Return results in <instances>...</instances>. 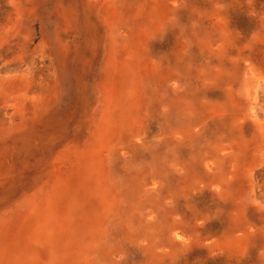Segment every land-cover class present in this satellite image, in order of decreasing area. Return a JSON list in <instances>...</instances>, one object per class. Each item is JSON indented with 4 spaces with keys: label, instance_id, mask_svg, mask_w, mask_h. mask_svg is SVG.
<instances>
[{
    "label": "rangeland",
    "instance_id": "rangeland-1",
    "mask_svg": "<svg viewBox=\"0 0 264 264\" xmlns=\"http://www.w3.org/2000/svg\"><path fill=\"white\" fill-rule=\"evenodd\" d=\"M134 45L138 62L129 67ZM114 65L128 72L104 160L103 228L65 250L39 243L43 226L35 227L18 263L47 247V264H264V232L243 254L217 246L232 233L248 166L264 187V138L235 118L264 109V0H0V150L21 147L0 212L42 184L67 144L88 139ZM9 83L18 93L4 89ZM248 87L257 102L243 99ZM23 92L49 97L42 116L50 121L33 135L18 114ZM261 211L248 207L235 232L245 221L258 229Z\"/></svg>",
    "mask_w": 264,
    "mask_h": 264
},
{
    "label": "bare ground",
    "instance_id": "bare-ground-1",
    "mask_svg": "<svg viewBox=\"0 0 264 264\" xmlns=\"http://www.w3.org/2000/svg\"><path fill=\"white\" fill-rule=\"evenodd\" d=\"M93 2L94 0H88L89 6ZM146 36L144 30H142L139 33L137 41L143 42ZM132 51L134 52L130 51L129 54L132 60L126 63L127 66L138 62V46H132ZM127 72L126 66L124 68L121 65L113 66V72L110 74L112 76L115 74V77H113V81L105 89L104 97L101 101L102 116L95 122L94 129L88 139H83L82 144H77L76 142L67 144L47 164V171L45 170V179L42 184L37 189H33L31 194L0 212V264H27L23 262L18 263L17 257H27L29 255L24 250H27L28 241L31 236L30 233L35 227L43 226L41 228L42 231L39 233L41 236L40 240V236H38L39 243L46 242L50 249L58 248L65 250H70V246L76 245L77 238L86 237V235L91 233H93L91 234L92 236H96L99 230L103 228L107 211L100 209H106L110 192V189H107L102 180L105 177L104 160L106 154L110 151L115 131L120 126V124L117 126L114 123L112 111L123 99L121 89L119 88V85L122 84V78L120 77H123ZM141 72L144 75L150 73L147 69L141 70ZM254 85L252 83L250 86L253 87ZM259 85L257 88L261 87ZM257 88L255 91H250L251 89L248 87L245 90L247 97L243 99H246L248 102L252 100L251 103L253 101L257 102L258 98L260 99V93ZM4 89L13 92L15 84L9 83ZM13 93H18V90ZM21 98L24 108L20 109L22 111L18 112V114L28 120L29 133L33 135L35 132L45 128L50 121L49 116H42L45 110L49 108V97L38 99L37 97H26L23 92ZM258 108L260 107L257 106L251 109L249 107L248 109L239 110L235 118H237V127L239 128L242 126L243 121H252L256 134H258L259 138H264V119H259L261 116H264V109ZM40 116L42 118H38ZM128 117L129 114H124L123 118L128 119ZM123 123L121 121V125ZM6 129L8 130V128ZM182 134H180V137L184 136ZM17 150L21 151L20 144L14 142L5 143L0 150V194L4 193L6 183L16 173L20 162V159L16 160ZM248 168L249 182L240 191L238 200L236 199L237 202H235L237 213L232 216V233L227 235L228 237H226L225 241L217 244L218 248H221L230 243L232 245L233 256L247 251L249 242L251 243L255 236L259 235L256 232H264V220L260 227H255L258 228L255 230L249 226L250 222L245 221L248 225L237 232L238 234L235 232L242 228L241 222L245 219L244 214L248 207H254L259 212L264 210V193L261 191L264 190V187H261L259 181L256 180L258 177L254 173V167L248 166ZM93 172H96L95 179ZM42 174L44 173L42 172ZM3 175H7V177ZM85 205L89 206L86 207ZM101 212L103 213L101 214ZM45 229L48 233H46ZM47 251H49L47 247L42 248V250L39 249L35 257L36 260L31 262V264H47ZM262 256L264 258V253H262Z\"/></svg>",
    "mask_w": 264,
    "mask_h": 264
}]
</instances>
